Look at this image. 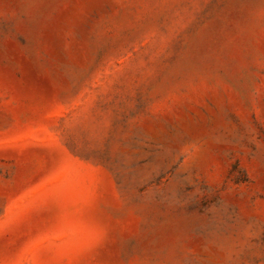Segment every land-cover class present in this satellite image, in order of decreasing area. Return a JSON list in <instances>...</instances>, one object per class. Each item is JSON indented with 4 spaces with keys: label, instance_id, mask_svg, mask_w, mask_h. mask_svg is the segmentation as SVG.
<instances>
[{
    "label": "rangeland",
    "instance_id": "rangeland-1",
    "mask_svg": "<svg viewBox=\"0 0 264 264\" xmlns=\"http://www.w3.org/2000/svg\"><path fill=\"white\" fill-rule=\"evenodd\" d=\"M0 264H264V0H0Z\"/></svg>",
    "mask_w": 264,
    "mask_h": 264
}]
</instances>
